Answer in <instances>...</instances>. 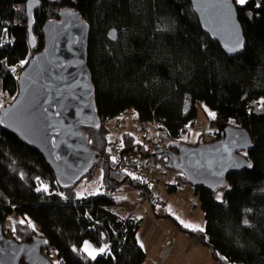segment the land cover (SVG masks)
I'll return each mask as SVG.
<instances>
[{"label": "trees", "instance_id": "16d2710c", "mask_svg": "<svg viewBox=\"0 0 264 264\" xmlns=\"http://www.w3.org/2000/svg\"><path fill=\"white\" fill-rule=\"evenodd\" d=\"M27 2L0 0V29H6L0 32V111L8 105L5 97L10 103L16 98L20 72L44 49L45 23L58 19L63 8H75L90 29L87 61L100 118L99 127L85 129L97 162L79 182L99 166L104 191L78 199L79 182L62 189L45 157L0 125V223L12 216L21 220H12V234L5 236L19 243L46 238L43 254L52 264H144L142 220L111 207L118 192L149 187L122 170L108 145L120 134L124 151L142 155L145 147L138 131L122 130L129 123L118 128L114 121L127 110L135 122L156 120L163 124L157 134L163 150L178 153L189 144L182 138L196 124L198 105L205 104L215 113V140L227 125L249 132L253 147L241 154L252 166L230 174L215 192L192 187L204 211V231L178 225L218 264H264V0H235L245 37L235 56L204 31L190 0H41L32 26ZM111 29L117 30L114 41ZM159 159L163 173L170 159ZM174 171L173 178L185 182ZM176 186L166 185L170 191ZM87 240L105 251L93 259L83 250Z\"/></svg>", "mask_w": 264, "mask_h": 264}, {"label": "water", "instance_id": "95a60500", "mask_svg": "<svg viewBox=\"0 0 264 264\" xmlns=\"http://www.w3.org/2000/svg\"><path fill=\"white\" fill-rule=\"evenodd\" d=\"M41 0H28L30 26ZM204 31L230 56L244 50L245 37L235 0H190ZM44 49L36 53L18 76V94L0 111V125L26 145L38 150L53 169L62 189L74 187L97 162L86 128L99 127L94 85L87 61L90 29L73 7L43 26ZM108 38H117L111 29ZM30 42L35 41L30 32ZM242 44V46H240ZM249 132L224 126L220 138L197 145L181 144L178 153L162 150L168 167L181 172L192 187L211 192L224 187L226 178L252 164L241 153L253 147ZM49 242L36 236L19 243L4 234L0 223V264H52L43 254Z\"/></svg>", "mask_w": 264, "mask_h": 264}, {"label": "rangeland", "instance_id": "374dc122", "mask_svg": "<svg viewBox=\"0 0 264 264\" xmlns=\"http://www.w3.org/2000/svg\"><path fill=\"white\" fill-rule=\"evenodd\" d=\"M11 100L12 98L7 96L4 103L9 104ZM217 130L218 125L215 121L214 111L205 104L198 105L196 124L182 140L190 145H195L200 140L211 142L217 138L215 134ZM115 131L117 132V130ZM162 169L164 172L162 173L161 169L160 172L163 174L164 183L166 182L168 185V182H177L182 188L170 191L166 187L164 200L158 205H153L148 201L140 203L137 190H131L129 193L122 190L115 195V204L111 209L123 217L132 214L133 217L142 220L144 230L138 236V241L146 253L145 264H218L205 245L190 238L178 225V223L188 225L193 229H204L205 227L204 211L194 189L190 184L181 181L179 177L174 179L176 171L170 170L166 166H163ZM102 176V169L96 166L89 178L76 185V197L81 199L102 194L104 191ZM12 220L19 221L20 218L12 216L6 221L4 232L8 236L12 234ZM85 247L88 248V251L84 250ZM101 248L105 249V247L95 246L88 240L83 246V250L88 255L94 251L95 257L101 254L99 251ZM90 256L92 257V255ZM51 258L52 261L57 260L55 251H52Z\"/></svg>", "mask_w": 264, "mask_h": 264}, {"label": "built area", "instance_id": "2783aa9c", "mask_svg": "<svg viewBox=\"0 0 264 264\" xmlns=\"http://www.w3.org/2000/svg\"><path fill=\"white\" fill-rule=\"evenodd\" d=\"M123 131L136 130L143 139L145 153L136 155L124 151L120 134L114 135L109 145V153L122 168V170L142 183L147 185V190L138 191V201L140 203L148 201L154 205L161 204L164 200L166 184L163 182V174L160 172V160L158 153L163 150L164 143L157 139L158 131L163 124L156 120H142L135 122L133 111L127 110L121 119L114 121L118 128L122 127ZM122 131V132H123Z\"/></svg>", "mask_w": 264, "mask_h": 264}, {"label": "snow or ice", "instance_id": "6c2138e0", "mask_svg": "<svg viewBox=\"0 0 264 264\" xmlns=\"http://www.w3.org/2000/svg\"><path fill=\"white\" fill-rule=\"evenodd\" d=\"M236 3H238V4H240V5H244V4L247 3V0H236ZM0 32H6V29H0ZM240 46H242V44H241ZM13 71H14V69H13ZM113 159H114V158H113ZM248 167H251V165L249 164ZM184 226H185V227H188V225H184ZM197 230H199V231H204L203 228H198ZM84 250H85V251H88V248L85 247ZM99 251H100L101 253H103V252L105 251V249H104V248H101ZM89 254L92 255V258H93V259H95V252H94V251H93V252H90Z\"/></svg>", "mask_w": 264, "mask_h": 264}, {"label": "crops", "instance_id": "0c3cea01", "mask_svg": "<svg viewBox=\"0 0 264 264\" xmlns=\"http://www.w3.org/2000/svg\"><path fill=\"white\" fill-rule=\"evenodd\" d=\"M176 183H177V182H173V183L168 182V184H169L168 186H173V185L176 186ZM176 188H177V189H175V190H173V191L179 190V189L182 188V187H181V185H178V186H176ZM167 190H168V189H167ZM124 192H125V193H129V192H131V190H130V189H124ZM128 216H132V214H129ZM143 230H144V229H143V226H142V223H141L140 229H139V231H138V236L141 234V232H142ZM196 242H197V241H196ZM99 255H100V254H99ZM89 256H90V255H89ZM146 260H147V259H146ZM145 263H146V261H145ZM145 263H144V264H145Z\"/></svg>", "mask_w": 264, "mask_h": 264}, {"label": "bare ground", "instance_id": "6f19581e", "mask_svg": "<svg viewBox=\"0 0 264 264\" xmlns=\"http://www.w3.org/2000/svg\"><path fill=\"white\" fill-rule=\"evenodd\" d=\"M125 124V123H124ZM162 128V127H161ZM109 146V145H108ZM160 160V159H159ZM130 177V176H129ZM165 184H166V182H165ZM167 185V184H166ZM169 185V184H168ZM147 186V185H146ZM145 189H147V188H145ZM141 190V189H140ZM174 190V189H173Z\"/></svg>", "mask_w": 264, "mask_h": 264}]
</instances>
